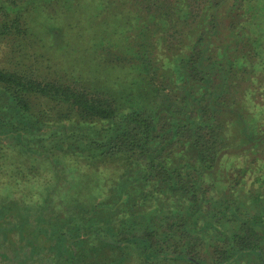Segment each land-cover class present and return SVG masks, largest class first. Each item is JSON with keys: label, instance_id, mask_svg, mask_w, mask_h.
<instances>
[{"label": "trees", "instance_id": "1", "mask_svg": "<svg viewBox=\"0 0 264 264\" xmlns=\"http://www.w3.org/2000/svg\"><path fill=\"white\" fill-rule=\"evenodd\" d=\"M58 1L0 0V264H264V0L101 4L115 92L35 46L32 9L78 25Z\"/></svg>", "mask_w": 264, "mask_h": 264}, {"label": "rangeland", "instance_id": "2", "mask_svg": "<svg viewBox=\"0 0 264 264\" xmlns=\"http://www.w3.org/2000/svg\"><path fill=\"white\" fill-rule=\"evenodd\" d=\"M107 1L113 0H89V4L85 5L82 4V0L73 4L68 0H62L61 2H66L72 9L71 15L62 20L63 26L68 18L69 21L74 19L78 25H73L72 33L71 26H65L57 37H53L54 39L45 34V22L48 21L42 20L40 10L32 9L28 17L37 39L35 46L51 60L56 71L79 76L98 88L115 92L123 90L126 85L131 86L130 81L134 78L135 72L122 62L124 60H119L127 51L125 13H119V6L114 4L102 11L99 7ZM0 52L2 59L4 56L1 50ZM52 72L55 73L53 69ZM54 73L46 75L53 77Z\"/></svg>", "mask_w": 264, "mask_h": 264}]
</instances>
